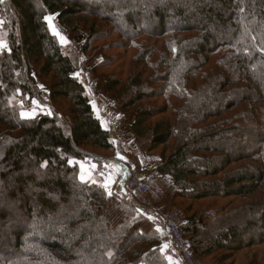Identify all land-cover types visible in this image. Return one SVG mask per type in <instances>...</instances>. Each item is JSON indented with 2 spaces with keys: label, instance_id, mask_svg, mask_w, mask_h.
Instances as JSON below:
<instances>
[{
  "label": "trees",
  "instance_id": "1",
  "mask_svg": "<svg viewBox=\"0 0 264 264\" xmlns=\"http://www.w3.org/2000/svg\"><path fill=\"white\" fill-rule=\"evenodd\" d=\"M51 16L89 62L100 59L88 72L178 189L193 253L232 264L264 244V196L247 224L255 236L239 221L193 212L202 200L264 191V0H0V264H169L156 212L79 177L77 162L123 161ZM106 35L119 40L100 45ZM20 98L50 113L25 119ZM245 159L258 170L202 182ZM136 160L124 164L122 189Z\"/></svg>",
  "mask_w": 264,
  "mask_h": 264
},
{
  "label": "rangeland",
  "instance_id": "2",
  "mask_svg": "<svg viewBox=\"0 0 264 264\" xmlns=\"http://www.w3.org/2000/svg\"><path fill=\"white\" fill-rule=\"evenodd\" d=\"M48 27L52 35H54L57 40L59 41L60 45H62V48L64 49L65 53L67 55L74 56L77 60V67L76 71L74 73L75 77L80 78L85 86L86 91L89 94L90 101L92 104V107L94 109V112L97 118L101 120L103 127L109 128L110 130L114 131L116 135L115 139V149H116V156L118 154L122 157V163H126L130 170L133 168L132 164V157L134 156L132 153V148H136L140 152V150L134 145V143L131 142V135L130 131L128 129V125L131 123L130 118L124 117L121 115L115 108L112 101L108 99L106 96V93L104 92L102 88V79L101 78H94L88 70L94 66L97 62L100 61V59H93V61L87 60L83 54L80 52L79 47L77 45L72 44L71 39L67 31H65L62 27H60L55 19L54 16L48 17L46 19ZM110 36H104L103 38H100V45H105L111 47V45H114L115 42L119 40L117 37ZM7 45L4 41L0 40V51L6 50ZM119 51V50H118ZM116 67V66H112ZM38 88L42 91H46L45 88L38 83ZM27 99L26 98H20L19 104L23 106V109L21 111V116L25 119H30L34 117H38L40 115L49 114L50 111L46 106L38 104L36 101L32 102L31 104H26ZM149 103L154 104L156 103L155 100L149 101ZM156 104L159 105L157 102ZM231 106V105H230ZM249 110L250 108H253L251 104L246 105ZM63 108V111L66 112L67 110V104L61 106ZM229 107V106H228ZM243 107L231 109L229 112H227L224 116L228 115L231 112H234L238 109V111ZM231 108V107H230ZM229 108V109H230ZM252 129L251 127H249ZM252 134V133H251ZM133 140V137H132ZM243 142L244 144L246 142V138H238V141ZM119 141H121L119 143ZM232 141V140H229ZM233 142V141H232ZM236 142V141H235ZM134 146V147H133ZM241 146V145H240ZM86 150H93L90 146H87L85 148ZM248 150V149H247ZM98 154L99 151H96ZM249 151H246L245 153H248ZM158 158V157H157ZM218 160H222L220 156L216 157ZM159 159V158H158ZM148 162V161H147ZM129 163V164H128ZM149 164H152L151 161L148 162ZM161 163L160 160L158 164ZM108 164H110L108 166ZM157 164V165H158ZM79 171L82 170V175L80 174V179L85 181L87 178V181L91 183H95L98 185H106L105 189L110 192L111 190H118L119 194L122 195L124 198H126L128 201H134L132 198L130 192L127 190L126 186L121 188L122 184V178L124 177V173L126 170L123 166H120L116 163H103L101 167H98L97 162L94 161H86V162H77ZM249 165V166H248ZM108 166V168H107ZM126 166V165H125ZM253 166V167H252ZM157 166L152 164L147 169H142L141 171L136 170L134 171L135 177L133 179H144L148 177L150 174H152L155 171V168ZM259 167H257L256 161H253L252 159H245L235 162L234 164H231L227 166L222 171V175H218L216 177H208L206 179H203V183H210L214 182V180H217L219 182L222 179L223 174H230L232 172H241V171H248V170H258ZM133 171V170H132ZM166 176V175H165ZM168 177V176H167ZM169 178V177H168ZM169 180H171L169 178ZM112 183V184H111ZM112 185V186H111ZM104 187V186H103ZM173 189L171 191V194L169 197L165 198L163 200V204L161 205L160 209H151L154 213L156 212L155 216L159 220V227L158 232L161 239V251L166 256V260L169 264H184L181 259H179L173 249L172 241L169 238L165 225H164V218L168 214V212L172 208H178L180 211H182L184 215V224L182 227L183 230V238L185 239L186 243L188 244L190 250V242L189 238L186 236V233L184 232V228L186 225V213L182 205L178 204L175 196L177 195V188L173 185ZM264 196V191L259 190L256 193L249 195V196H243V197H232L231 199H224L222 201H215L213 199H206L202 200L196 203L193 212L199 211L200 215H207L208 216H215L213 218L214 220H222V219H228V222L230 221H239L241 227L249 228V234L255 236L259 233V229L255 226H248V221L251 219L257 220V216L259 214V208L262 204ZM137 203V202H136ZM158 205V204H157ZM155 205V206H157ZM144 207V206H142ZM185 207V206H184ZM147 208V207H144ZM150 209V208H149ZM253 210V211H252ZM255 212L257 214L251 213L250 215L246 213L248 212ZM218 216V219H217ZM206 217V218H207ZM155 218V219H156ZM156 219V220H157ZM207 220V219H206ZM211 221H208L210 223ZM227 224V223H225ZM192 251V250H191ZM193 252V251H192ZM195 257L202 262L203 264H215L217 260L222 258L224 255L223 253H217L210 259H202L195 253H193ZM232 264H264V244H257L254 246L247 245L245 249L241 250L238 253H235L231 260Z\"/></svg>",
  "mask_w": 264,
  "mask_h": 264
},
{
  "label": "built area",
  "instance_id": "3",
  "mask_svg": "<svg viewBox=\"0 0 264 264\" xmlns=\"http://www.w3.org/2000/svg\"><path fill=\"white\" fill-rule=\"evenodd\" d=\"M126 188L140 206L159 210L163 200L170 196L174 187L167 176L153 172L144 179H131ZM183 224L184 215L178 208H172L164 218L174 252L184 264H203L195 257L183 238Z\"/></svg>",
  "mask_w": 264,
  "mask_h": 264
},
{
  "label": "crops",
  "instance_id": "4",
  "mask_svg": "<svg viewBox=\"0 0 264 264\" xmlns=\"http://www.w3.org/2000/svg\"><path fill=\"white\" fill-rule=\"evenodd\" d=\"M98 117V116H97ZM100 120V119H99ZM101 121V120H100ZM102 123V122H101ZM129 126H130V124L128 125V129H129ZM105 129H109V128H106L105 127ZM129 131H130V129H129ZM130 135H131V132H130ZM132 135H131V142L133 143V140H132ZM121 141H119V143H120ZM134 147V146H133ZM132 153H133V157H132V160H133V158H135L136 157V161L138 162V164H139V171H141L142 169H147V167H149L150 165H152V164H154V165H157L158 164V162H159V159L156 157V156H153V155H143L141 152H139L138 150H136V148L134 147V148H132ZM117 159H119L120 161H122V157H121V155H119L118 156V154H117ZM149 161H151L152 162V164H149L148 162ZM133 163V162H132ZM110 164H108V166H109ZM108 166H107V168H108ZM120 166H123L124 167V163H122L121 162V165ZM80 174L82 175V170H80ZM85 181H87V178L85 179ZM112 184V183H111ZM102 186H106V185H102ZM112 186V185H111Z\"/></svg>",
  "mask_w": 264,
  "mask_h": 264
}]
</instances>
